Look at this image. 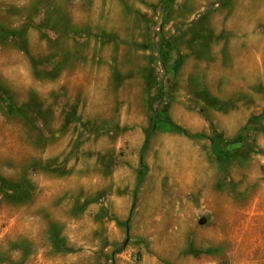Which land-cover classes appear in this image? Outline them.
<instances>
[{"label":"rangeland","instance_id":"rangeland-1","mask_svg":"<svg viewBox=\"0 0 264 264\" xmlns=\"http://www.w3.org/2000/svg\"><path fill=\"white\" fill-rule=\"evenodd\" d=\"M0 264H264V0H0Z\"/></svg>","mask_w":264,"mask_h":264},{"label":"trees","instance_id":"trees-1","mask_svg":"<svg viewBox=\"0 0 264 264\" xmlns=\"http://www.w3.org/2000/svg\"><path fill=\"white\" fill-rule=\"evenodd\" d=\"M169 124H171L176 129L181 130L180 128L176 127L172 123H169ZM152 135H153V129L148 132V134H147V141L151 138ZM191 137L192 138H196V139H204L205 138V136H203V135H192Z\"/></svg>","mask_w":264,"mask_h":264}]
</instances>
